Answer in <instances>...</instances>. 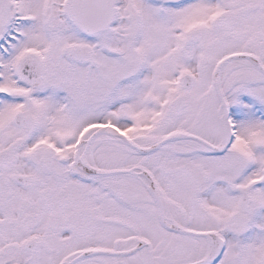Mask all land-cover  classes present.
Wrapping results in <instances>:
<instances>
[{
    "label": "snow or ice",
    "instance_id": "1",
    "mask_svg": "<svg viewBox=\"0 0 264 264\" xmlns=\"http://www.w3.org/2000/svg\"><path fill=\"white\" fill-rule=\"evenodd\" d=\"M0 264H264V0H0Z\"/></svg>",
    "mask_w": 264,
    "mask_h": 264
}]
</instances>
